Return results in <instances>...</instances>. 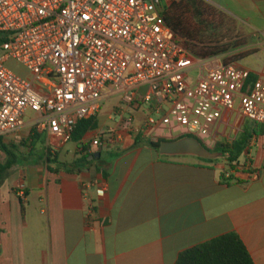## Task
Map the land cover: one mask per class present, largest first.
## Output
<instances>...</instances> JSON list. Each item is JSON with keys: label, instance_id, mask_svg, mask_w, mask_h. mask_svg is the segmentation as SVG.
<instances>
[{"label": "crops", "instance_id": "obj_1", "mask_svg": "<svg viewBox=\"0 0 264 264\" xmlns=\"http://www.w3.org/2000/svg\"><path fill=\"white\" fill-rule=\"evenodd\" d=\"M210 3L231 32L224 43L231 48L213 58L250 73L248 87L264 83V0ZM107 105L112 124L103 126ZM143 107L107 98L96 129L80 142L35 134L29 123L1 138L8 152L0 147V169L11 168L0 180V264H176L181 253L228 234L240 237L254 264H264V126L245 119L239 103L224 113L206 146L231 143L225 137L234 130L248 133L231 167L160 155L151 143L183 135L146 129ZM97 139L108 145L93 146ZM244 164L258 171V181L223 182L224 172Z\"/></svg>", "mask_w": 264, "mask_h": 264}, {"label": "built area", "instance_id": "obj_2", "mask_svg": "<svg viewBox=\"0 0 264 264\" xmlns=\"http://www.w3.org/2000/svg\"><path fill=\"white\" fill-rule=\"evenodd\" d=\"M181 1L0 0V139L29 123L35 134L70 142L78 123L95 119L114 96L123 106H149L146 129L205 144L237 103L245 119L264 126L262 81L248 87L247 71L198 59L177 42L166 16ZM9 61L32 77L12 72ZM241 179L256 182L259 173L244 164L222 175L224 183ZM25 191L18 189L24 199Z\"/></svg>", "mask_w": 264, "mask_h": 264}, {"label": "trees", "instance_id": "obj_3", "mask_svg": "<svg viewBox=\"0 0 264 264\" xmlns=\"http://www.w3.org/2000/svg\"><path fill=\"white\" fill-rule=\"evenodd\" d=\"M200 2V0H186L182 3L174 4L169 9L166 20L168 25L175 32L178 43L184 44L196 58L210 59L224 54L229 50V43L226 45L224 43L231 39V32L228 30L225 36L217 37L210 25L206 28L208 29V34L204 29H198L193 32L190 31L186 25L184 14L189 11V13L201 15L200 10L202 9V5ZM199 25L207 26L204 25L202 19L199 22ZM2 42H4V39L0 37V44ZM251 80L252 78L250 76L249 82ZM96 127V118L79 122L74 132L73 140L80 142L86 133L95 130ZM184 138L193 137L184 135L178 140ZM34 139H36V136H32L31 140ZM199 141L210 151L224 152L226 154L224 159L231 167H233L234 163H237L244 155L249 144L248 133L241 135L232 143L218 145L215 150L209 149L205 143L201 140ZM163 142H165V140H159L157 143H151V146L159 152L160 146ZM0 147L4 152H8V149L2 144L1 139ZM200 160L206 162L216 161L207 159ZM51 162L52 161L50 160L49 163ZM81 163H87V159H83V161L76 164L79 166ZM10 168L11 164L8 165V167H5L4 170L0 169V180L3 173ZM176 264H254V261L240 237L236 234H228L181 253Z\"/></svg>", "mask_w": 264, "mask_h": 264}, {"label": "rangeland", "instance_id": "obj_4", "mask_svg": "<svg viewBox=\"0 0 264 264\" xmlns=\"http://www.w3.org/2000/svg\"><path fill=\"white\" fill-rule=\"evenodd\" d=\"M184 1H186V0H182L179 3H182ZM200 1H201L200 4L202 5V9L200 10L201 15L196 14V13L192 14V13H189V11L185 12V14H184L186 25H187L188 29L192 32L195 30H198V29H204L207 31V34H208V29H206L208 27V25H210V27H212V28H214V26L216 28V26L219 25L220 29L218 30V32H216V31H214V29H212L214 31V34H217V37L225 36L226 35V32H225L226 29L224 28V23L227 22L226 17L223 16L222 14H220V15L215 14L214 10H212V8H210L211 0H200ZM199 16H201V17H199ZM201 19L204 21V25H207L206 27L199 25V22L201 21ZM210 33H211V31H210ZM229 48H231V46H229ZM6 66L12 72L16 73L17 75H19L21 77H24L27 79H30L32 77L31 73L23 65L19 64L16 61H9L6 64ZM198 76H199V70L198 69L193 70L192 71V78L194 80H196ZM109 106L110 105H107L104 109V116L101 119V124L103 126H109L110 124H112V122L108 121V118L106 116L107 115L106 111L108 110ZM143 108H144V110H148V114L146 116V118H147L149 115H151L150 111H149V106L144 105ZM103 128L106 129L107 127H103ZM238 135H239L238 132L236 130H234L233 132L229 133L228 136L225 138L232 143V141L236 137H238ZM205 142H210V140L206 139ZM210 149L215 150V148H210ZM219 161L228 163L224 158H220Z\"/></svg>", "mask_w": 264, "mask_h": 264}, {"label": "water", "instance_id": "obj_5", "mask_svg": "<svg viewBox=\"0 0 264 264\" xmlns=\"http://www.w3.org/2000/svg\"><path fill=\"white\" fill-rule=\"evenodd\" d=\"M160 155L162 156H194L200 159L219 160L226 157L224 152H213L204 147L196 138H184L178 141H165L161 144ZM101 154H96L93 159L100 158Z\"/></svg>", "mask_w": 264, "mask_h": 264}]
</instances>
